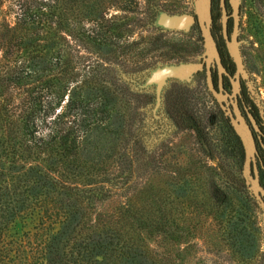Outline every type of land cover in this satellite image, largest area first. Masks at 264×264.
I'll return each mask as SVG.
<instances>
[{"label":"trees","instance_id":"obj_1","mask_svg":"<svg viewBox=\"0 0 264 264\" xmlns=\"http://www.w3.org/2000/svg\"><path fill=\"white\" fill-rule=\"evenodd\" d=\"M131 1L137 3L0 0V50L8 63L2 79L14 93L10 108L0 107V264H168L145 239L187 242V222L166 217L152 198L112 199L131 174L118 171L123 160L116 151L127 89L108 74L107 59L127 49L128 41L119 40L120 15H107V8L114 3L123 9ZM210 7L211 32L231 73L217 0ZM211 74L215 82L213 67ZM176 98L174 109L186 108ZM229 139L241 156L237 135ZM256 149L264 187V153L258 144ZM239 184L244 187L243 179ZM221 200L235 206L227 193ZM253 200L249 193L238 198L241 208L224 219L229 237L235 236L230 229L254 224ZM23 220L32 221L30 227L16 228Z\"/></svg>","mask_w":264,"mask_h":264},{"label":"rangeland","instance_id":"obj_2","mask_svg":"<svg viewBox=\"0 0 264 264\" xmlns=\"http://www.w3.org/2000/svg\"><path fill=\"white\" fill-rule=\"evenodd\" d=\"M136 1L123 9L114 3L107 8V15H120L119 40L128 41L127 49L107 59L108 74L127 89L121 102L123 139L116 151L123 160L118 171L131 174L128 184L113 193L112 199L152 198L166 209V217L187 222V242L169 243L159 236L145 239L151 251L167 256L168 264H264V210L244 180L242 155L228 146L234 130L225 105L207 89L203 69L159 75L166 66L201 58L203 44L196 20L185 27L164 22V17L174 14L195 17L196 0ZM238 1L237 36L243 64L239 91L254 104L258 129L253 131L258 132L264 151V3ZM225 7L229 12L227 1ZM3 15L0 9V18ZM227 22L231 25L230 18ZM7 65L0 50V107L10 108L14 93L2 79ZM225 89L229 91V83ZM176 96L182 97L186 108L174 109ZM240 179L244 187L239 186ZM224 193L235 206L223 205ZM247 193L254 199L255 222L240 232L230 229L235 236L229 237V222L224 219L241 208L237 200ZM30 222L23 220L15 226L27 228Z\"/></svg>","mask_w":264,"mask_h":264},{"label":"water","instance_id":"obj_3","mask_svg":"<svg viewBox=\"0 0 264 264\" xmlns=\"http://www.w3.org/2000/svg\"><path fill=\"white\" fill-rule=\"evenodd\" d=\"M225 1L230 9L226 12ZM211 0H196L195 17L191 14L168 15L164 17V22L170 26L185 27L196 20L202 39L203 51L198 62L186 65H169L163 68L159 75L165 73L187 74L190 71L203 69L204 81L207 89L226 107V112L230 125L237 135L242 148V172L244 180L248 183L250 192L260 203L264 210V187L260 183L258 167L255 161L257 153L253 129H258L253 114L245 109V115L241 112L237 103L239 94L240 79L243 72L242 58L238 47V0H218L219 5V27L226 51L233 62V71L226 70L221 62L220 54L211 32ZM230 18V30L227 29V21ZM211 67L214 68L216 81H213ZM223 75L227 76L229 91L222 84ZM229 104V105H228ZM264 168V167H263Z\"/></svg>","mask_w":264,"mask_h":264},{"label":"flooded vegetation","instance_id":"obj_4","mask_svg":"<svg viewBox=\"0 0 264 264\" xmlns=\"http://www.w3.org/2000/svg\"><path fill=\"white\" fill-rule=\"evenodd\" d=\"M214 74H215V71H214ZM215 81H216V74H215ZM228 83H229V82H228L227 76H226V75H225V77L223 76V77H222V84H223V87L225 88V87H226V84H228ZM237 103H238V106H239L241 112H242L244 115H245V109H244V106L247 108V110H249V111L253 114V112H252L251 109H250V105L247 103V101H246V99H245V96H244L241 92H239V94H237ZM253 115H254V114H253ZM261 131L263 132L262 129H261ZM252 133H253V136H254V139H255V144H258V145L261 146V144H260V140H259V138H258V136H257L258 132L252 130ZM261 139H262V141L264 142V137H263V136H261ZM263 152H264V151H263ZM260 160H261V159H260L259 157H258V158L255 157L256 164L261 163ZM258 173H259V172H258Z\"/></svg>","mask_w":264,"mask_h":264}]
</instances>
